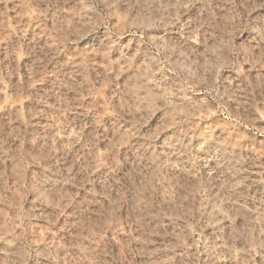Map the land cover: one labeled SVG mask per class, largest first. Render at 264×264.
Wrapping results in <instances>:
<instances>
[{
  "label": "clouds",
  "instance_id": "9594fccd",
  "mask_svg": "<svg viewBox=\"0 0 264 264\" xmlns=\"http://www.w3.org/2000/svg\"><path fill=\"white\" fill-rule=\"evenodd\" d=\"M0 264H264V0H0Z\"/></svg>",
  "mask_w": 264,
  "mask_h": 264
}]
</instances>
